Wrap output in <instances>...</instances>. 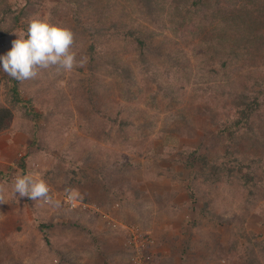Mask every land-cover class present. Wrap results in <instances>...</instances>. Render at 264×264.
I'll return each instance as SVG.
<instances>
[{"label":"rangeland","instance_id":"obj_1","mask_svg":"<svg viewBox=\"0 0 264 264\" xmlns=\"http://www.w3.org/2000/svg\"><path fill=\"white\" fill-rule=\"evenodd\" d=\"M5 8L12 12L0 25V54L41 18L73 32L76 65L18 81V96L30 105L11 96L13 78L0 71V104L13 112L0 132V264H30L37 260L30 254L62 249L57 236L65 233L88 242L92 228L75 220L111 209L122 237L129 225L153 235L157 220L188 234L178 250L195 256L206 239L220 264H264V192L244 201L243 185L227 171L251 163L264 176V0H0V16ZM241 23L256 29L255 40L228 28ZM125 67L129 78L120 73ZM255 95L254 132L247 124L231 127L243 107L238 97ZM104 114L117 120L109 124ZM101 163L110 165L107 173ZM115 163L121 169L113 173ZM217 165L225 173L215 178ZM22 173H39L55 192L50 201L12 196ZM68 187L102 204L68 209L61 200ZM116 190L123 205L115 204ZM173 201L183 208L172 209ZM42 222L51 224L45 235ZM187 259L181 264H191Z\"/></svg>","mask_w":264,"mask_h":264},{"label":"crops","instance_id":"obj_2","mask_svg":"<svg viewBox=\"0 0 264 264\" xmlns=\"http://www.w3.org/2000/svg\"><path fill=\"white\" fill-rule=\"evenodd\" d=\"M96 203V202H95ZM172 209L183 208L182 202L173 201ZM70 214V212L68 213ZM182 214V213H181ZM177 216V215H176ZM180 215L177 217L179 218ZM85 218V217H84ZM74 218H71L73 220ZM94 219V220H93ZM81 220V221H80ZM177 220V219H176ZM63 223L69 221L67 218L63 219ZM77 222H84L86 225L92 228V233L88 235L90 240L88 242L80 241L73 233H65L59 235L57 244L62 245V249L55 250H43L30 254L29 257L37 258V260L29 261L34 264H109L108 258H113L114 264H132L130 261L129 251L124 246V236L119 234L118 231L111 229L107 226L106 222L102 218H91L88 216L85 219L79 218L75 220ZM157 227L154 226L153 235L156 239V247L152 249V259L154 264H181L182 258L190 255L196 258V262L192 263L187 259V262L191 264H220V259L215 250V243L211 240L202 239L195 246H201L204 251H197V255L191 253V250H178L177 244L184 243L187 240V233H181L177 228L179 225L167 227L168 224L161 223L162 221L155 220ZM191 223H188L185 230H190ZM192 231V230H191ZM91 239L94 241L91 244ZM80 246V248H73L70 245ZM85 245L86 250L82 249ZM67 246L72 248L68 249ZM192 246V245H191ZM194 246V247H195ZM89 247V248H88ZM209 247V249H208ZM214 254H211V252ZM102 258H107L104 261ZM52 260L53 263H52Z\"/></svg>","mask_w":264,"mask_h":264},{"label":"clouds","instance_id":"obj_3","mask_svg":"<svg viewBox=\"0 0 264 264\" xmlns=\"http://www.w3.org/2000/svg\"><path fill=\"white\" fill-rule=\"evenodd\" d=\"M15 34L17 38L12 41L11 48L0 54V71L9 77L24 81L35 78L40 69L57 67L71 71L76 65L75 53L72 51L74 34L69 28L50 23L46 19L35 18L29 22L26 33ZM49 193L50 188L39 173H22L14 178L11 194L16 199L26 196L33 201H50ZM119 228L118 231L121 230ZM141 229L144 230L142 227ZM144 231L153 239V244L147 248V259L150 263L148 252L156 247V239L148 230ZM124 246L130 254L125 241Z\"/></svg>","mask_w":264,"mask_h":264},{"label":"trees","instance_id":"obj_4","mask_svg":"<svg viewBox=\"0 0 264 264\" xmlns=\"http://www.w3.org/2000/svg\"><path fill=\"white\" fill-rule=\"evenodd\" d=\"M8 12H12V10H9L8 8H5V9H3L2 10V15L0 16V25H1V23L5 20V15H4V13L5 14H7ZM15 20H16V18H15ZM249 27V28H248ZM246 26V24H243V23H241V24H235L233 27H230V25H228V28L229 29H237V31L240 33L239 35H241V36H247V37H252L254 40L256 39V37H257V32H256V29H254L253 27H251V26ZM233 33H235L234 31H233ZM130 35V37L133 39V41L137 44V46L139 47V49H143L144 48V46H145V43H144V40H142L141 38H139V36H137V35H134V34H129ZM235 35H237L236 33H235ZM223 37H224V35H223ZM129 70H128V68H124V69H121L120 70V73H124L125 74V77H128V76H130L129 75ZM129 78V77H128ZM13 81H12V83H11V86H10V89H11V96H13L14 98H16V100H18L19 102H22V103H24V105H30V101L31 100H21L20 98H19V96H18V89H17V83H18V81L17 80H15V79H12ZM159 85V84H158ZM160 86V85H159ZM158 86V88H160ZM129 91H127V93H128ZM257 95H255V97L253 98V99H249V100H246V102L244 101V100H242L243 98H244V96H239L238 97V99H237V101H238V104L239 105H241L242 103H243V107H241V109H240V116L235 120V123H233V126H231V127H237L238 125H240V124H247L248 125V127H249V129L250 130H253V132H254V129H255V126H256V122L254 121V118H253V116H252V114L253 113H255L259 108L258 107H256L255 105H257V101H258V98L256 97ZM90 99H91V97H90ZM259 111H262V110H259ZM258 112V111H257ZM36 116V115H35ZM34 117V116H33ZM107 117V121H109V124L111 123V122H113V121H116L117 120V116H111L110 114H108V115H106V114H104V118H106ZM256 117V116H255ZM12 118H13V112H12V110H11V108H10V106H5V105H2V104H0V132L2 131V130H4L5 128H7L8 127V125L11 123V121H12ZM261 117L260 116H257V119H256V121L258 120V119H260ZM32 120H34V118L32 119ZM125 123H126V121H124V120H120V123H119V127H120V129L123 131V130H125L124 129V125H125ZM255 123V124H254ZM32 126H34L35 124L32 122ZM127 124V123H126ZM254 124V125H253ZM224 129V128H223ZM221 131V130H220ZM231 132L233 131V130H230ZM222 133H223V131H221ZM32 133H36V130L34 129L33 131H32ZM257 136V135H256ZM190 156L192 157V158H197L198 156H197V150L196 149H194V150H191V152H190ZM237 159V158H236ZM261 160V159H260ZM256 162H260L259 160H256ZM128 163H131V162H128ZM248 163V162H247ZM264 163V162H263ZM128 165H130V164H128ZM186 165H188V166H190V167H192L193 165H194V162L192 161V160H189L188 159V161L186 162ZM252 164L251 163H248V164H246V163H241L240 165H237L236 167H235V169H232V168H228L227 169V171L230 173V174H233V172H235L236 173V177H237V179L239 180V182L243 185V187H244V191L248 194V195H244L243 196V200L245 201H253V200H255V196L257 195V194H260V192H264V176H263V178L262 179H259L255 174H254V169H253V167L251 166ZM101 166L103 167V170H102V168H100V171H101V174H104V173H107V171L109 170V166L108 165H106V164H102L101 163ZM130 166H133V165H130ZM129 166V167H130ZM221 166V165H220ZM263 166V165H262ZM118 167H119V169H121V163L119 164H117V163H115V166H113V170H112V172L114 173V172H116V171H118L119 169H118ZM133 168V167H132ZM134 169V168H133ZM220 169H222L221 167H218V165L217 166H213L212 167V170H211V176H215V178L219 175L218 174V172H224L225 173V169L224 170H220ZM260 169H263L262 167H260ZM120 171V170H119ZM190 171V170H189ZM106 175V174H105ZM263 175H264V169H263ZM103 177H104V175H103ZM103 182H102V186H105L104 187V190L103 191H105L106 192V184H105V181L106 180H104V179H101ZM242 189V188H241ZM70 190V187H68V189L67 190H65V191H69ZM110 190V189H109ZM242 191V190H241ZM116 192V194H115V196H117L118 198H116L115 200V204H118V202L117 201H119L122 205H123V203H124V201H125V199H121L117 194L119 193L117 190L115 191ZM243 192V191H242ZM80 195V194H79ZM80 197L82 198V199H85V200H92V199H90V197L89 196H83L82 194L80 195ZM191 199H192V201H194V197L191 195ZM102 200V199H101ZM107 200H109L108 198H107ZM93 201V200H92ZM103 201V200H102ZM102 201H97V199H95V202H96V204H102L101 202ZM111 202V201H110ZM107 203H109V202H107ZM106 203V204H107ZM205 204H208L207 202H205ZM109 205V204H108ZM106 206V205H105ZM109 206H106V208H108ZM107 210V209H106ZM105 210V211H106ZM206 210V208L205 207H203L202 209H201V211L202 212H204ZM106 212H108V213H110V215H112L113 217H114V219L115 220H117L116 218H118L117 216H115L116 215V211H113L112 209L111 210H107ZM203 217H205V214H203L202 215ZM214 217V216H213ZM213 217H211V218H213ZM207 219H209V216H207L206 217ZM190 221V220H189ZM187 219L185 220V223H187V222H189ZM119 222V221H118ZM190 223L191 224H193V222H191L190 221ZM231 223H233V222H231ZM125 224V223H124ZM51 224L50 223H44V222H42L41 224H40V229L41 230H43L44 231V235L46 234L45 233V229L46 228H48L49 226H50ZM111 229H113V230H116V231H118V229L117 228H112V227H110ZM239 231H237V229H234V231H233V233H238ZM122 233L126 236V234H127V232H126V229H122ZM47 239V238H46ZM185 246H187V244L185 245Z\"/></svg>","mask_w":264,"mask_h":264},{"label":"built area","instance_id":"obj_5","mask_svg":"<svg viewBox=\"0 0 264 264\" xmlns=\"http://www.w3.org/2000/svg\"><path fill=\"white\" fill-rule=\"evenodd\" d=\"M49 186V185H48ZM49 195H54V190L50 187ZM65 207L68 209H79V208H88L89 210L95 209L98 210V206L95 202L92 204H88L83 201L79 194L73 191H64L62 195V199ZM45 201V200H44ZM47 202V201H45ZM101 212V210L97 211ZM102 219L106 222V224L112 228H119V222H117L111 215L108 213L102 212ZM126 229V238L125 245L130 249V260L132 264H150L147 256V248L153 244V239L151 236L140 227H136V225H129Z\"/></svg>","mask_w":264,"mask_h":264}]
</instances>
